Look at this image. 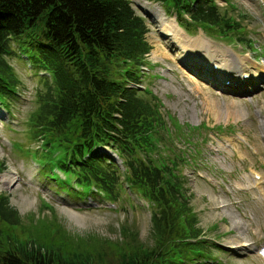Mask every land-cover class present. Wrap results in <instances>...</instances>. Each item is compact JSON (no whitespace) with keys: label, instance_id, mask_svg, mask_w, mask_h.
I'll list each match as a JSON object with an SVG mask.
<instances>
[{"label":"rangeland","instance_id":"374dc122","mask_svg":"<svg viewBox=\"0 0 264 264\" xmlns=\"http://www.w3.org/2000/svg\"><path fill=\"white\" fill-rule=\"evenodd\" d=\"M214 1L232 23L227 27L231 39L208 30H187L174 10L157 3L190 41L201 36L211 50L232 52L256 74L218 78L211 72L219 69L216 64L210 70L183 60L181 49L132 0L135 11L146 18L145 37L151 46L135 86L160 99L173 136L157 144L153 154L165 161L178 153L185 159L180 174L205 241L203 254L185 264H264L259 254L264 247V180L254 184L251 177L252 172L264 176V0ZM11 49L5 58L16 82L11 97L0 99V194L7 196L19 221L14 227L0 222V231L8 239L37 244L44 243L40 235L45 230L50 236L46 244L63 254L66 249L87 254L89 264L116 263L120 251L130 246L152 247L151 204L125 183L111 200L94 188L77 186L73 173L57 171L61 182L69 177L65 185L44 173L39 157L49 136L36 134L31 116L42 103L49 73L18 43L12 41ZM177 125L186 136L176 135ZM113 156L122 168L117 154ZM49 219L61 227L63 237Z\"/></svg>","mask_w":264,"mask_h":264},{"label":"trees","instance_id":"16d2710c","mask_svg":"<svg viewBox=\"0 0 264 264\" xmlns=\"http://www.w3.org/2000/svg\"><path fill=\"white\" fill-rule=\"evenodd\" d=\"M146 1L174 10L187 30L228 37L232 23L214 0ZM147 32L146 18L132 0H0V99L11 97L16 82L5 58L14 41L49 73L42 103L31 116L36 134L49 136L39 157L44 173L61 185L69 177L61 182L57 171L73 173L77 186L111 200L125 183L151 204L153 246H130L113 264H185L203 254L205 241L180 174L185 159L179 153L167 161L155 155L157 144L173 137L161 101L135 86L148 64ZM176 135L186 136L179 125ZM18 221L0 194V222L14 227ZM47 221L65 235L54 220ZM40 237L44 243H26L0 231V264H89L87 254L61 247L63 254L46 244L45 230Z\"/></svg>","mask_w":264,"mask_h":264},{"label":"bare ground","instance_id":"6f19581e","mask_svg":"<svg viewBox=\"0 0 264 264\" xmlns=\"http://www.w3.org/2000/svg\"><path fill=\"white\" fill-rule=\"evenodd\" d=\"M136 4L147 16H149V18H151V20L155 22L157 29L160 32L170 38L171 41L181 49L180 56L183 60L188 62L197 61L199 64L209 67L210 70L213 64H216L219 69L211 72L218 78L231 76L235 79V77H237V75L239 76L241 72L249 75L256 74V71H248V66L245 65V62L239 60L232 52L226 50L221 51L218 49L211 50L212 45L201 36L190 41L189 37H186L183 31L176 25L174 18L166 16V13L163 11V8L159 3L146 0H136ZM197 45L198 49H196ZM198 55L200 58L199 60L197 59ZM254 77H257V75ZM229 80L232 82L231 79ZM251 177L255 179L254 184H258L264 180V176L259 175L258 172H252ZM245 178L246 180L249 179L248 176ZM2 182L7 183L8 181L3 179ZM7 184H9V182Z\"/></svg>","mask_w":264,"mask_h":264},{"label":"water","instance_id":"95a60500","mask_svg":"<svg viewBox=\"0 0 264 264\" xmlns=\"http://www.w3.org/2000/svg\"><path fill=\"white\" fill-rule=\"evenodd\" d=\"M144 13V12H143ZM145 16H147L145 13H144Z\"/></svg>","mask_w":264,"mask_h":264}]
</instances>
